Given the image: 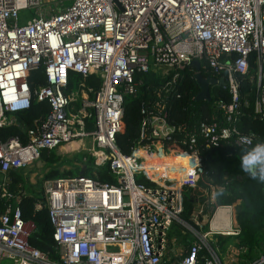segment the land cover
<instances>
[{
    "label": "built area",
    "instance_id": "1",
    "mask_svg": "<svg viewBox=\"0 0 264 264\" xmlns=\"http://www.w3.org/2000/svg\"><path fill=\"white\" fill-rule=\"evenodd\" d=\"M24 10L33 14L20 24ZM193 60L199 61L202 74L224 78L231 104L218 105L225 109L228 124L199 121L174 139L171 135L181 129L168 123L161 98L141 108L139 137L130 154L122 153L116 136L125 98L134 97L141 84L136 74L153 69L160 77L170 76L168 85L186 68L194 75ZM250 62L255 67L250 78L256 91L253 114L264 120V0H0V127L13 123L12 114L28 108L33 94L50 108L28 129L26 143L17 136L0 141V199L13 197L6 172L31 166L42 151L61 149L67 152L60 154L65 158L70 152L85 154L82 165L91 157L95 167L107 166L115 179L102 183L77 174L42 182L43 199L35 208L47 209L55 258L30 245L35 225L23 221L17 200L7 204L0 215V262L264 264V252L250 260L238 259L246 252L243 246L235 259L219 258L211 236L239 234V227L231 225L236 203L216 205L219 187L199 157L201 148L217 146L220 140L245 150L258 142L234 124L239 105L236 76L248 73ZM39 67L46 84L32 92L28 75ZM70 73L99 79L91 99L93 91L83 81L77 82V90L65 93ZM140 151L146 156H184V178L147 176L138 168L146 163ZM194 189H201L199 197H205V203L215 205L214 213L226 208L229 223L213 227V214L209 229L200 232L197 217L203 208L191 213L193 224L181 218L182 193ZM173 224L194 238L183 253L169 256Z\"/></svg>",
    "mask_w": 264,
    "mask_h": 264
},
{
    "label": "trees",
    "instance_id": "2",
    "mask_svg": "<svg viewBox=\"0 0 264 264\" xmlns=\"http://www.w3.org/2000/svg\"><path fill=\"white\" fill-rule=\"evenodd\" d=\"M254 69L253 63L250 62L248 73L236 76L239 83V105L237 108V119L234 124L243 133L254 134L256 141L264 142V120L255 117L253 114V100L256 91L250 78L254 74ZM192 75V70L186 68L180 72L174 82L166 85L170 81V76L160 77L153 69L136 74V79L141 80V84L134 97L125 98L121 130L116 136V145L122 153L130 154L135 141L139 137L142 119L141 108L143 106L150 108L155 101L161 98L168 112V123L181 129L171 135L174 139H178V136L182 135L185 129L190 128L199 121L216 122L221 127L228 124L225 118V109L218 105L220 102L226 106L231 104V95L227 85L217 84L210 86V101H196L195 96L198 92V87ZM203 75L208 76L210 74L204 72ZM28 81L32 92L37 90L38 86L45 85L46 81L42 68L31 70L28 75ZM78 81H83L86 87L92 89L93 92L90 94V99L100 86V81L95 75L82 77L79 74L70 73L65 93L67 94L72 89L74 90ZM49 111V105L45 102H38L33 94L29 107L13 113L14 122L0 127V141L4 142L10 137L17 136L23 143H26L28 140V129L33 128ZM166 145H168L167 141ZM168 147L171 146L168 145ZM244 150V148L237 147L230 142L220 140L217 146L201 148L199 157L202 165L209 171L212 183L219 187L215 193L216 205H231L237 202L236 207H238L234 221L239 226V234L237 236L218 235L216 244L223 247L221 245L222 242H227L222 249L223 251L231 243L236 248L246 247V252L241 256L243 259L250 260L264 252V183L245 176L246 173L240 170L239 161ZM137 154L142 155L146 161V155L143 152ZM84 155L77 153L73 158L77 160V163H81ZM40 158L44 160V167L47 170H44L36 185H31L32 183L26 181L25 169L6 172L5 176L8 178L7 189L13 197L0 199V215L4 212L7 204L17 200L16 204L23 221H32L35 225V230L29 238L30 245L55 258L57 250L52 238L53 226L49 220L47 209L45 207L35 208V204L43 199L42 182L50 178L77 174L92 176L102 183H114L115 179L108 172L107 166L95 167L91 157H87L83 168L79 165H72L71 161L65 157L58 162L60 157L55 156L53 150L50 152L42 151ZM186 159L178 154L163 155L159 153L155 160L168 163L162 171H155L147 161L145 164H140L138 168L143 170L147 176L157 180L169 177L171 173L173 174V168L177 163L184 162ZM65 163L71 165V167L60 171V165ZM2 178L3 175L0 172V182ZM140 180L151 184L143 178ZM191 192L193 191H184L182 193L181 203L183 209L181 218L193 224L190 216L195 204V198L190 196ZM214 220L215 222L212 223L213 227L220 226L222 222L226 224L229 222L226 220L222 209L216 211Z\"/></svg>",
    "mask_w": 264,
    "mask_h": 264
},
{
    "label": "rangeland",
    "instance_id": "3",
    "mask_svg": "<svg viewBox=\"0 0 264 264\" xmlns=\"http://www.w3.org/2000/svg\"><path fill=\"white\" fill-rule=\"evenodd\" d=\"M28 14H33V10H31V11L24 10V11L20 12V17H19L20 18L19 19L20 24L26 21V17L28 16ZM74 89L77 90V86H75ZM53 151L56 153V150H53ZM70 157L71 156H68V158H66V159L71 161L72 157L71 158ZM60 161H61V159L58 160V162H60ZM73 161H71V163ZM70 167H71V165H68L67 163H65L63 165H60L59 170L63 171L65 169H69ZM44 170L46 171L47 168L44 167V160H42L40 158L37 162H35L31 166L25 168V170H24L25 174L24 175L27 177L26 181L29 183H32L31 185H36V183L38 182V180L41 178L42 174L44 173ZM197 199H199V197ZM236 204H237V202H236ZM214 210H215V205L211 206L208 203L204 205V214H203L202 218H203V221H205L204 222L205 226L202 225V227L199 228L200 232L207 231V229H208L207 227H209V219H210L212 213L214 212ZM234 213H235V208H234ZM193 238H194L193 235L187 229H184L182 226L173 224L172 227L170 228V231H169V240H170L169 246H170V248L168 251V255L169 256L173 255V254L179 255V254H181V252L183 253L185 251L184 244H186L187 241H191ZM217 238H218V235L211 236V239L213 240V242H211V243H212V246L217 249L216 251H217L219 258L221 260L225 259L227 261H230L231 259H235L236 255L238 254V248H236L234 246V244L231 243V246L233 248H229L230 245L228 244L227 248L223 251L222 249H223V247L226 246L227 242H222L220 240L222 242L221 245L223 246V247H220L218 244H216L214 242V241H216ZM236 242H237V240H236ZM228 243H229V241H228ZM226 250H228L227 253H226ZM240 256L237 255V257H239L238 259L242 260L243 257L241 256V258H240ZM0 264H12V262L10 260L3 259V260H1Z\"/></svg>",
    "mask_w": 264,
    "mask_h": 264
},
{
    "label": "clouds",
    "instance_id": "4",
    "mask_svg": "<svg viewBox=\"0 0 264 264\" xmlns=\"http://www.w3.org/2000/svg\"><path fill=\"white\" fill-rule=\"evenodd\" d=\"M239 167L252 179L264 183V142H257L244 150L240 156Z\"/></svg>",
    "mask_w": 264,
    "mask_h": 264
},
{
    "label": "water",
    "instance_id": "5",
    "mask_svg": "<svg viewBox=\"0 0 264 264\" xmlns=\"http://www.w3.org/2000/svg\"><path fill=\"white\" fill-rule=\"evenodd\" d=\"M190 65L193 66L196 71V73L193 75L195 83L198 87V92L195 96V100L196 101H210L211 99L210 86L217 85V84L225 85L226 82L224 78L219 77L216 79L214 77L204 76L200 72V63L197 60L191 61ZM245 176H248V175L245 174ZM237 211H238V207L235 208V214Z\"/></svg>",
    "mask_w": 264,
    "mask_h": 264
},
{
    "label": "crops",
    "instance_id": "6",
    "mask_svg": "<svg viewBox=\"0 0 264 264\" xmlns=\"http://www.w3.org/2000/svg\"><path fill=\"white\" fill-rule=\"evenodd\" d=\"M61 153H67V152H65L64 150H57L56 151V153H55V156H57V157H60V159H62L63 158V156L62 155H60ZM75 154H73V152H70V153H68V156H71L72 157V160L71 161H73L74 160V158H73V156H74ZM77 160H74L73 162H76ZM72 162V165H79V162L77 163L76 162V164L75 163H73ZM79 166H81L82 168H83V165L80 163V165ZM173 177H174V173L172 174H170L169 175V177H166V179H168V180H170V181H175V179H173ZM202 195V193H201V189L199 190V189H194V191L192 192V194L190 195V196H192V197H194L195 198V204H194V206H193V210H192V214L193 215H196L197 214V211L200 209V208H203V214H204V205L205 204H210L211 206H213V204H211L209 201H206V203H205V197H199V196H201ZM199 197V199H197ZM198 200V201H197ZM204 202V203H201V202ZM219 209V208H218ZM217 209V210H218ZM223 211V210H222ZM214 212H215V210H214ZM212 213V215L213 214H216V213ZM224 212V216L226 217V220H228V217H229V213L227 212V211H223ZM212 215H211V217H212ZM202 216L203 215H200V216H198L197 218H198V222L201 224V225H204L205 223V221H203V218H202ZM191 217V216H190ZM211 217H210V219H211ZM234 217H235V213L233 212V214H232V217H231V225H232V227H236V226H238V224H236V222L234 221L235 219H234ZM210 219H209V221H210ZM215 216L213 215V218H212V220H211V225L213 226V224L212 223H214L215 222ZM229 221V220H228ZM193 223V222H192ZM205 226V225H204ZM239 227V226H238ZM208 229H209V227H207ZM207 229V230H208ZM184 244V243H183ZM185 245V244H184Z\"/></svg>",
    "mask_w": 264,
    "mask_h": 264
},
{
    "label": "bare ground",
    "instance_id": "7",
    "mask_svg": "<svg viewBox=\"0 0 264 264\" xmlns=\"http://www.w3.org/2000/svg\"><path fill=\"white\" fill-rule=\"evenodd\" d=\"M145 158H146V161L151 165V167L157 172L162 171L163 168L168 164L167 162H164V161L155 160L156 156H153V155L145 156ZM187 167H188V159H186L184 162H178L177 165L173 168V173H174L173 179L177 181L178 179L184 178V172ZM221 209L223 211H227L226 208H223V207H220L218 210H221ZM228 220H229V217H228Z\"/></svg>",
    "mask_w": 264,
    "mask_h": 264
}]
</instances>
